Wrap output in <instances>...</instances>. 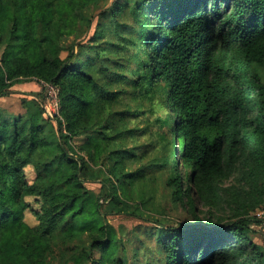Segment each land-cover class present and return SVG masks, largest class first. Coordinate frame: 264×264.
Instances as JSON below:
<instances>
[{"label":"trees","instance_id":"1","mask_svg":"<svg viewBox=\"0 0 264 264\" xmlns=\"http://www.w3.org/2000/svg\"><path fill=\"white\" fill-rule=\"evenodd\" d=\"M91 4L0 0V98L34 79L58 106L54 140L45 99L0 118V264H264V0ZM155 174L188 220L119 237Z\"/></svg>","mask_w":264,"mask_h":264},{"label":"rangeland","instance_id":"2","mask_svg":"<svg viewBox=\"0 0 264 264\" xmlns=\"http://www.w3.org/2000/svg\"><path fill=\"white\" fill-rule=\"evenodd\" d=\"M93 4L90 5L87 16L88 18L93 16V26H95L98 17L101 12L105 11L107 7L114 0H92ZM92 33V31H91ZM90 33V35H91ZM87 39L85 38L84 41ZM82 43V41H81ZM63 46L68 48L61 54L64 58L67 52L70 50H76L78 48L79 42H77L73 37L64 39L62 42ZM264 81V71L259 73ZM42 86L46 87L47 93L42 89ZM49 85L37 82L34 79H23L14 84L10 90V94L7 97L0 98V118H9L19 115H26L29 111H36L37 102L44 101L41 108H43V117L46 119L45 122V132L49 140H54L56 137V124L54 115L57 114V99L56 90L51 89ZM83 137L78 138L74 141V144H79ZM175 147L179 149L178 142H175ZM157 153V151H155ZM154 158L151 155L150 160ZM26 180L31 182L34 178V172L30 167L24 169ZM165 175L160 176L155 174L153 180L149 181L145 185V198L148 200L151 195L156 197L155 204H145L141 207L140 218H135L128 215H116L108 214L106 219L110 225L114 227L117 231L119 237H131L135 233L142 234L148 228L155 225L156 222L161 224L177 227L180 222L188 220V214L183 211L179 206H175L170 202V196L168 189L164 186ZM86 187L89 190H98L97 184H87ZM137 187L134 189L136 191ZM27 202L30 207L24 213V221L29 226H37L38 220L36 218L35 212H39V205L34 202L32 198H27ZM133 204L139 202V198L136 196L132 197ZM200 209L201 206L198 205ZM105 211H109L107 208ZM108 213V212H106ZM257 217L264 220V209L257 212ZM251 238L255 244H257L264 252V227L262 229H256V232L251 235ZM86 241V238L77 241L78 244H82ZM96 257L98 253L96 252ZM134 263V262H132Z\"/></svg>","mask_w":264,"mask_h":264},{"label":"built area","instance_id":"3","mask_svg":"<svg viewBox=\"0 0 264 264\" xmlns=\"http://www.w3.org/2000/svg\"><path fill=\"white\" fill-rule=\"evenodd\" d=\"M51 89L54 91V89H53V88H51ZM54 93H55V91H54ZM56 94H57V92H56ZM56 108H58L57 104H56Z\"/></svg>","mask_w":264,"mask_h":264}]
</instances>
